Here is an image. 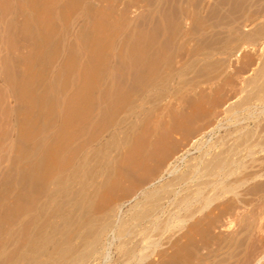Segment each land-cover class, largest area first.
I'll return each mask as SVG.
<instances>
[{
	"label": "rangeland",
	"instance_id": "obj_1",
	"mask_svg": "<svg viewBox=\"0 0 264 264\" xmlns=\"http://www.w3.org/2000/svg\"><path fill=\"white\" fill-rule=\"evenodd\" d=\"M218 1L219 0H0V10L2 9L0 11V49L2 51H0V126L2 131L8 130L11 127L14 129V164L16 176L19 178L18 182H23L24 176L29 174L30 158L37 157L41 163L42 169L46 166L47 160L48 162L50 161L51 158L49 159V156L51 154L52 158L55 159L56 165L66 167L73 163V160L77 158L79 153L81 156H84L91 152L94 157L93 164L96 163L97 168L105 165L108 170L107 173L98 178V181H101V185L97 184L91 195V213L100 215L102 212L105 213L111 208L117 210V207L124 203L118 217H114L118 223L119 217L129 219L136 209V203L138 204V202L142 200L141 196L138 199H134V194L136 195L147 183L160 175L170 160H173L174 157L181 154L185 146L190 143V140L200 134L202 122L204 121L202 119V113L207 111V109L220 113L213 124H218L220 122L222 125L220 129L213 131L211 129L216 127V124H212L209 128L202 129L204 131L209 130L208 133L210 132V134H207V140L210 139L211 142L222 140L228 128L233 129L240 124L245 125L248 122L253 126L252 124L258 120L264 122V114H262L261 117V110H259L261 106L263 107V102L260 101H253L251 105L249 104L250 109L255 110H253L254 115H252V117L250 116L251 114H247L248 111H243L244 113L241 112V115L236 119H239V121L235 122V118H231V123L230 119L226 120L223 114L226 106L223 100L225 89H231L233 91L229 94L230 96L226 102L233 100L228 102L233 104L236 101L244 99L248 92L247 90L250 89L248 85H245L244 81L252 77L254 70L259 65L257 61L254 63L255 65L247 64L249 61L248 59L253 58L259 60L262 52L259 51L261 44L253 48L251 46H246L247 48L243 50L240 56L235 55V53L232 54L231 51L226 52L225 49L220 50L223 49L222 45L225 43L224 40L222 41L220 38H222L224 32H227V27L225 26L226 28L223 29V25L220 27V25L217 24L218 18L215 14H217L218 10L220 11L219 14H229V11H227V2L229 0L219 1L220 5H218L217 10ZM222 1L226 3L225 8H223L221 4ZM213 6L216 8H213ZM252 10L253 9L250 8V13H252ZM263 20L264 17L254 21H238L235 26H237L236 29L239 30V33H246L256 28L255 26L261 25ZM213 27H215L214 30ZM226 35L227 33L224 38ZM218 48L219 50H217ZM209 49H212V52ZM259 52H261V54ZM226 55H228V57L232 56L228 58ZM148 58L149 61H147ZM135 61L138 66H136ZM250 66L251 68L254 67V69H250ZM205 67L209 69H205ZM183 68L187 70H183ZM242 68H244L243 70L245 71L241 70ZM143 70L146 72L144 73ZM177 71L182 72L177 74ZM129 72L130 74L133 72V75H130ZM194 73L198 74V76ZM5 75H8V81ZM169 75L170 78L173 77L174 79L170 83V92L166 89L159 90L157 86L153 85L151 82ZM230 77H232V79ZM125 78L128 79L126 80ZM14 79L15 81L13 83L12 80ZM10 80L13 86L9 83ZM231 80L235 82L233 81L231 84ZM100 81H102L104 85H102ZM241 81L243 85L239 86ZM139 82H141V84ZM119 83L122 84L120 85ZM229 83L230 85L228 88L227 84ZM107 86L113 91H108L110 89ZM135 86H138L136 88L138 91L135 89ZM143 86L145 90L149 89L145 91ZM104 88H106V90ZM116 89L123 90L120 93L117 92ZM103 92L109 94L116 92L115 94L117 97H115V94H113L114 96L111 95L108 97V94L106 95V93ZM129 93L133 94L131 95ZM167 93L170 98L166 95ZM158 94H163V97L158 99ZM144 95L151 99V102L144 105L142 113L139 114V116L132 117V120H126L127 122L125 121V124H120V122L124 120V117H126L127 109L131 106L130 104L133 100L138 96L144 97ZM171 96L174 97L172 98ZM177 96H179V98ZM84 97L86 100H84ZM123 97H126L127 100L126 98L123 99ZM109 98H111V100L113 98V103ZM177 99L178 101H175ZM126 101H128V103ZM79 102H82L83 105ZM94 103H96L94 106L95 108L92 106ZM78 105H82L80 107L83 109ZM86 107H91V111ZM114 107L116 108L113 109ZM121 108L123 110H121ZM74 109L77 111L75 112ZM93 109L97 111H95L97 117L95 116L96 114L93 113ZM116 109L118 111H116ZM86 110L87 115L85 113ZM161 111L164 113H161ZM114 112L117 114H112ZM111 114L113 116H111ZM258 114L259 118H257ZM242 115L246 117L249 116V120L248 118L244 119L245 116ZM82 116H86L88 119ZM92 116L97 118L93 120L94 122H91ZM99 116L100 118H98ZM120 119L121 121H119ZM159 119L160 121H158ZM251 119L252 121H250ZM83 121L85 122L83 123ZM233 123L236 126L233 125ZM143 124L146 126H143ZM177 124L180 128L171 129V127H175ZM180 125H182V127ZM191 125L195 128L194 131L190 133L185 132V128ZM80 126L82 129H80ZM85 126L86 128H83ZM88 127H90V129ZM2 133L4 132L0 131V140L3 141L1 137ZM161 135H167L168 138L170 137V140L176 142V146L159 168L157 175L144 178L145 176L142 174L144 169L141 168V164L145 160L149 162L150 153L154 151L152 147H155L156 139ZM113 137L117 140V145H115L117 148L112 151L111 149L108 150V147H110L112 141H116ZM79 141H81V147L78 145L80 143ZM89 141L92 143H88ZM82 143H85V145ZM88 146L91 147L89 148ZM139 151L141 155L138 154ZM199 154V152H196L192 155H188L186 164L195 162L194 158H197ZM104 155L105 157L103 158ZM172 155L174 157H172ZM263 157L264 152L255 155L256 159H263ZM184 164L183 166L179 165V171H184L186 169V164ZM19 172L20 174H18ZM165 178L164 181L162 179L163 182L169 179L168 176ZM162 181L158 184L163 183ZM189 183H192L191 180ZM188 188H190V186L177 185L175 191H179L178 194L181 195L182 190H188ZM39 189L42 190V188ZM34 196H32V198H34ZM109 197L111 198L109 199ZM172 198L173 197H171V200L170 198H166L162 201L164 212H166L161 215V219L167 216V211H173ZM231 198V195L221 196L220 199H217L211 205L212 208L206 209L203 214L208 212L210 217H212L213 214H210L211 211L216 209L213 213L218 212L217 208H215L216 205ZM248 198L249 196H247V199ZM67 201H69V199ZM64 203H66V201ZM106 204L108 205L106 206ZM97 208L100 212L96 210ZM107 208L108 210L106 211ZM103 209H105V211ZM26 220H28V217L22 221L15 235L17 237H15L17 241L16 247L18 249L20 246L21 248L23 247L27 239L28 222ZM189 224L190 222H188L186 226L189 227ZM133 225L136 227H133ZM139 227V224H131L130 229L133 231L135 230L132 235L137 233L136 231ZM228 229L219 224L213 229V232L215 231L214 233L217 236L225 237L231 232V230ZM177 231V228H174L173 231L166 234V239L161 240L164 242V245L160 243V246H154L153 241L157 236H153L151 239L141 244V246L145 247L148 245L147 249L138 252V257L142 255L144 258L141 263L159 264L160 261L165 259L169 264H199L200 262L202 264V255L207 253V248L202 247L204 249L201 248L196 254L193 252V248L181 245L182 242L186 241V238L179 236V232ZM74 235L75 231L71 236ZM109 236L110 240L114 242L109 240ZM131 236L123 237L122 239H113V234L109 231V233L102 237L105 242L101 239L100 245L97 246V254H93L85 264H137L135 263L137 258H134V261H131L132 263L124 262L123 252H121L123 251L121 245L127 242ZM140 237L141 235L139 234L135 238L133 237L131 241L137 242L141 239ZM197 237L199 238V236ZM74 241L80 244L79 239H75ZM145 243H147V245ZM177 243L179 245L176 246ZM250 244L251 243L248 245L249 247ZM251 249L249 252L243 253L242 259H240L242 263L248 259L249 254H251ZM261 250L257 252V258H261L264 253V246ZM162 251H164V254H161ZM174 251L176 255H174ZM145 254L148 257H146ZM197 255L202 257L198 259ZM257 258L254 260L255 262L258 260ZM171 260H175V263ZM176 260L178 261L176 262ZM262 261L261 264H264V258Z\"/></svg>",
	"mask_w": 264,
	"mask_h": 264
},
{
	"label": "bare ground",
	"instance_id": "obj_2",
	"mask_svg": "<svg viewBox=\"0 0 264 264\" xmlns=\"http://www.w3.org/2000/svg\"><path fill=\"white\" fill-rule=\"evenodd\" d=\"M219 1H221V0H219ZM219 1L217 2V10H218V5H220ZM222 2H221V4H222L223 8H225L226 3H224V2L222 3ZM227 4H228V10L227 11H229V14H219V12H220L219 10L218 11L216 10L217 14H215L218 18L217 24L220 25V27L223 25V29L227 27V32H224V34L222 35V38H220V39H222V41L224 40V42H225L222 45L223 49H220V50L225 49L226 52L231 51L232 54L235 53V55L240 56L242 54L243 50H245V48H247L246 46H251L253 48V47L261 44L259 51L262 52V54H261V52H259L261 54L259 60L258 59L255 60L253 58L248 59L249 61L247 62V64L249 63L250 65H253L257 61L258 62L257 64H259V65L258 66L256 65L257 68L254 70L252 77H250L249 79L246 78L247 80L244 81L245 85H248L250 87V89L247 90L248 92L246 94V97H244V99H242L240 101L234 102L233 104L228 103L229 101L230 102L233 101V100H229L228 102H226L230 96L229 94L233 91L231 89H229V90L225 89L223 100H224V103L226 106L224 108L223 114L226 117V120L230 119V122H231V118L232 119L235 118V122H236V121H239V119L238 120H236V119L241 115V112L244 113L243 111H248L247 114L248 113H249L248 115L251 114L250 115L251 117H252V115H254L253 113L255 110L250 109V107H249L251 105V102H253V101L263 102V107L262 106H261V108L258 106H256V107L260 108L259 110H261V112H260L261 117H262V114H264V110H263L264 109V20H263L261 25H259V26L257 25L258 27L255 26L256 28H254L250 32H246V33L245 32L239 33L238 32L239 30L236 29L237 26H235L238 21H254V20H257L258 18L264 17V0H229L227 2ZM214 6H213V8H216ZM9 7H11V6H9ZM250 8L253 9L252 13H250ZM223 12H225V11H223ZM225 13H228V12H225ZM214 28L215 27H213V30H214ZM12 33H13V31H12ZM226 33H227V35L224 38ZM220 34H221V32H220ZM3 36H4V34H3ZM206 49H208V48H206ZM214 49H216V48H214ZM217 50H219V48ZM0 51H1V49H0ZM226 56L228 57V55H226ZM231 56H229V57H231ZM144 59H145V57H144ZM206 59H207V57H206ZM136 61H135V64H136V66H138ZM147 61H149V58ZM153 61H152V64H153ZM138 62H139V60H138ZM192 62H193V60H192ZM188 63H190V62H188ZM188 63H187V65H188ZM179 64H180V62H179ZM223 64H224V62H223ZM145 65H146V63H145ZM150 65H151V63H150ZM209 65H210V63H209ZM210 66H208V67H210ZM146 67H147V65H146ZM208 67H205V69H209ZM185 68H183V70ZM252 68L254 69V67H252ZM252 68L250 66V69H252ZM243 69L244 68H242L241 70H243ZM185 70H187V69H185ZM243 71H245V70H243ZM140 72L142 73L141 70H140ZM145 72L146 71H144V73ZM179 72L180 71H177V74ZM185 72H187V71H185ZM9 73H10V71H9ZM220 73H221V71H220ZM129 74H130V72H129ZM194 74H196V73H194ZM196 76H198V74H196ZM10 77H13V76H10ZM174 77H176V76H174ZM183 77H184V75H183ZM183 77H182V79H183ZM7 78H8V75L6 76V80H7ZM120 78H121V76H120ZM222 78H224V77H222ZM230 78L232 79V77H230ZM154 79H156V78H154ZM238 79H239V77H238ZM8 80H9V78H8ZM121 80H122V78H121ZM138 80H139V78H138ZM173 80H174L173 77L170 78V75H169L167 77H164L161 79H156L155 81H151V82L153 85L157 86V88L159 90L166 89L167 91H169L170 83ZM7 81H6V83H7ZM12 81L14 83L15 79ZM117 81H118V79H117ZM233 81L231 82V84L233 83ZM100 82H102V81H100ZM194 82H196V81H194ZM9 83H11V80ZM139 83L141 84V82H139ZM220 84H222V83H220ZM102 85H104L103 82H102ZM113 85H112V87H113ZM191 85H193V84H191ZM227 85L229 88L230 83ZM240 85L241 86L243 85L242 81L239 84V86ZM12 86H13V84H12ZM86 87H87V83H86ZM130 87H127V88H130ZM137 87L138 86H135V89ZM249 87H247V88H249ZM116 88H118V87H116ZM150 88H152V87H150ZM104 89L106 90V88H104ZM109 89L110 90H108V91H113L111 88H109ZM123 89H118V90L116 89V90H117V92L121 93V91ZM148 89H146V90H148ZM139 90H140V88H139ZM141 90H143V89H141ZM144 90H145V87H144ZM244 91H245V89H244ZM107 92H103V93H106V95L108 94V97H110L111 95L116 93V92H114L113 94L112 93L109 94ZM90 93H91V91H90ZM129 94H131V93H129ZM88 95H89V92H88ZM126 95H127V93H126ZM166 95L169 96L168 93ZM243 95H245V94H243ZM115 97H117L116 94H115ZM115 97H113V98H115ZM162 97H163V94H160L157 98L161 99ZM164 97H165V95H164ZM177 97L179 98V96H177ZM233 97H235V96H233ZM96 98H97V94H96ZM105 98H107V97H105ZM113 98H112V100H111V98H109L111 100V102L113 101ZM125 98L123 97V99H125ZM169 98H170V96H169ZM79 99H81V98H79ZM90 99H92V98H90ZM84 100H86L85 97H84ZM126 100H127V98H126ZM82 101H83V99H82ZM175 101H178V99ZM90 102H92V101H90ZM126 102L128 103V101H126ZM149 102H151V99H149L147 96H145V95H144V97L138 96L130 104L131 106L128 107V109H127L128 111L126 112L127 115H126V117H124V120H122V121H121V119L119 120V121H121L120 124H125L124 122L126 120H130L132 117L139 116V114H141L143 111L144 105L146 103H149ZM79 103H82V102H79ZM115 103H114V105H115ZM176 103H178V102H176ZM95 104L96 103L92 104L93 108H95L94 107ZM254 104H256V103H254ZM82 105H83V103H82ZM82 105H80V106H82ZM157 105H158V103H157ZM223 106H224V104H223ZM116 107H118V106H116ZM116 107H114L113 109H115ZM76 108H77V104H76ZM86 108H89V107H86ZM81 109H83V108H81ZM104 110H105V108H104ZM121 110H123V109L121 108ZM162 110H164V109H162ZM208 110L209 109H207V111ZM76 111L77 110H75V112ZM89 111H91V109ZM92 111H93V113H95L96 110L94 111V109H93ZM116 111H118V110L116 109ZM156 111H157V109H156ZM207 111H205V112H207ZM2 112H4V111H2ZM83 112H85V111H83ZM162 112L163 111H161V113ZM192 112H194V111H192ZM205 112L202 113V119L204 121L202 122L201 130L204 128H209L213 124V122L215 121L216 117H219L218 115L220 114L217 111L214 112L212 110L211 111L209 110L207 113H205ZM85 113L87 115V110ZM112 114H117V113L114 112ZM112 114H111V116H113ZM90 115H92V114H90ZM245 115H242V116H245ZM255 115H257V114H255ZM95 116L97 117V114ZM119 116H120V113H119ZM84 117H85V119L87 118L86 116H84ZM95 118L92 116L91 122L93 120H95ZM98 118H100V116ZM246 118H248V120H249V116L244 117V119H246ZM257 118H259V114H258ZM78 119H80V118H78ZM134 119H133V121H134ZM156 119H157V117H156ZM167 120H168V118H167ZM117 121H116V123H117ZM158 121H160V119ZM193 121H195V120H193ZM250 121H252V119ZM255 121H256V118H255ZM84 122L85 121H83V123ZM166 124H164V125H166ZM215 124L216 123H214L213 125H215ZM89 125H90V123H89ZM233 125H235V124L233 123ZM240 125H238V126L235 125L236 127L233 129H231V128L226 129V134L222 137V140H218L215 142H211L210 139L207 140V138H208L207 134H210V132L208 133L209 130L208 131L202 130V132H201V130L199 129L200 134L199 135L197 134L198 136H196L194 139H191L192 136L190 137V139H191L190 143H188V145L185 146L184 151L181 152V154H179V155L177 154L178 153L177 152L176 154L178 156H176V157H174L172 155V157H174V159L173 160L171 159L172 161L170 160V162L167 164V166L165 165L166 167L163 170V172L162 173L160 172L161 173L160 175H158L151 182L147 183L144 187L142 186L143 188L140 189V191L138 193L136 192L137 193L136 195L134 194V197H133L134 199H138L141 196L142 200L139 201L138 204L136 203V205H135L136 209L133 211L131 216L128 215V216H130L129 219L119 217L118 223L116 222L114 217H116V216L118 217L119 213L121 212V208L124 206L123 205L124 203L122 205H119L117 207V210L115 208H111L108 210V208H107L106 211L107 210L108 211L105 213L102 212V214H100V215H97V214L94 215L93 213H91V209H90V204H91L90 202H92L91 201V195L93 194V190H94L95 186H97V184L101 185V183H100L101 181H98V178L100 176L104 175L105 173H107L108 170H107V166H105V165H104L105 167L100 165L101 167L97 168L96 163L93 164L94 157L90 151H89L90 153H87L84 156H81L80 153L78 152L80 156L77 155V158L73 160V163H71V164L69 163L70 165H68L66 167L65 166L61 167V166L56 165L55 159L52 158L51 154L49 156V159L51 158L50 161L48 162V160H47L46 166H44L42 169H41L42 166L40 165L41 163L39 162L37 157L32 158V159L30 158V162H29L30 166L28 169L29 174L24 176L23 182H18L19 178H17L18 176H16L15 164H14V150H15V148H14V138H15L14 137V135H15L14 129H13V127H11L8 130L2 131L1 126H0V131L4 132V133H2V136H1L3 141L0 140V264H85L86 261L93 254H95L97 252V248H98L97 246L100 245L101 241L103 240L102 237L104 235H106L107 233H109V231H111L113 234V239H122L123 237L124 238L129 237L135 231V230L133 231L130 229L131 224H139L140 227L138 229L136 228L137 233L133 234L127 242H124V244L121 243L122 244L121 248H123V251H121V252H123L124 262L126 261V262L130 263L134 258H137L135 263H137V264L141 263V261L144 258L142 257V255L138 257V255H139L138 252H142L143 250L147 249L148 248L147 243L149 241L147 243H145L147 245V247L141 246V244H143L145 241L151 239V237L157 236V238L153 241L154 246H160V243H161V245H164V242H162L161 240L166 239L165 238L166 234L170 231H173L174 228H177V230H178L177 232H179L178 233L179 236L186 238L185 239L186 241L181 243L182 246H187V247L189 246L190 248H193L192 250L196 254H197V252L200 251V249L202 247L207 248V253L202 255L203 256L202 264H261V261L264 258V253L262 254V252H261L262 256H261V258L259 257L260 258L259 259V258H257L258 257L257 252H259V250L263 249V246H264V157H263V159L262 158L256 159L255 155L257 153L262 154L264 152V122L263 121L261 122V120H258L257 122L252 124L253 126H251V124H249V122L245 125L244 124L241 126ZM71 126H72V124H71ZM77 126H78V124H77ZM143 126H146V125L143 124ZM180 126L182 127V125H180ZM221 127H222V125L219 122L218 124H216V127H213L211 130L212 131L217 130V129H220ZM83 128H86V126ZM88 128L90 129V127H88ZM172 128L178 129L180 127L177 124V126L171 127V129ZM77 129H78V127H77ZM80 129H82V127ZM194 129L195 128L193 127V125H191V126H188L187 128H185V132L190 133L191 131H194ZM154 132H155V130H154ZM92 133H93V130H92ZM155 134H157V133H155ZM176 134H178V133H176ZM134 136H136V135H134ZM165 136L167 137V135H161L158 139L155 138L156 139V145H155V147H152L154 149V151H152V153H150V158L148 159L149 162H147L146 160L144 162H142L141 168L144 169L143 173H142L145 176L144 178H150V177L156 176L159 168L162 166V164L164 163L166 158L173 152V150L176 146V144H175L176 142L170 140L171 139L170 137L166 138ZM109 137H110V135H109ZM114 137H115V135H114ZM77 138H78V135H77ZM114 139L116 140V138H114ZM124 140H127V139H124ZM79 142L80 143L78 145L80 146L81 141H79ZM95 142H96V139H95ZM116 142H117V140L112 141L110 147H108V150L111 149L113 151L115 148H117L115 146V145H117ZM88 143H90V141ZM82 144L85 145V143H82ZM82 147H84V146H82ZM91 151H92V149H91ZM96 151H98V150H96ZM105 151H104V153H105ZM196 152H199L200 154L197 156V158H194L195 162L188 161L190 163L186 164L187 156L192 155ZM179 153H180V151H179ZM138 154H140V151ZM96 157H97V155H96ZM104 157H105V155L103 156V158ZM109 157H111V156H109ZM46 159H48V158H46ZM180 163L186 164V165L184 164L186 166V169L184 171H179V168H178L179 165L183 166V164H180ZM181 170H182V168H181ZM20 171H23V170H20ZM25 172H26V170H25ZM18 174H20V172ZM167 176L169 177V179L166 180L165 182H163L164 178ZM108 177H110V176H108ZM162 179H163V181H162ZM165 179H167V178H165ZM103 180H105V179H103ZM135 180H137V179H135ZM190 180L192 183H189ZM160 181H162L163 183L158 184ZM252 181H254V182H252ZM177 185L178 186L179 185H181V186L186 185V186H190V188H188V190L187 189L182 190V194L179 195L178 194L179 191H175V187ZM39 188H42V190H40ZM177 190H178V188H177ZM119 191H120V189H119ZM241 193H242V195H241ZM114 194H115V192H114ZM225 195L226 196L231 195L232 198L223 202V203H219L218 205H216L215 208H217L218 212L213 213V211H216V209L214 208L215 210L211 211V213H210V214H213L212 217H210L208 212H207L208 215H207V213H205L206 215L203 214V212L206 209L208 210V209L212 208L211 205L217 199H220L221 196L224 197ZM32 196H34V198H32ZM247 196H249V198H248L249 200L247 199ZM171 197H173L172 198V200H173L172 201L173 211L172 210L167 211L168 212L167 216L164 219H161V215H163V213L166 212V211L164 212V206L162 204V201L166 198H168V199L170 198V200H171ZM110 198L111 197H109V199ZM68 199H69V201H67ZM65 201H66V203H64ZM93 201H95V200H93ZM63 204H64V206H63ZM108 204H106V206ZM96 210H98V208ZM103 210L105 211V209H103ZM98 212H100V211L98 210ZM26 217H28V220H26L28 222V235H27L26 241L23 244V247L21 248V246H20V248L18 249L16 247L17 241L15 239V237H16L15 235H16L22 221L24 219H26ZM188 222H190L189 227L186 226L188 224ZM219 224L222 227L224 226L227 229L229 228L231 230V232L225 237L217 236L214 233L215 231L213 232V229L215 227H217ZM134 226L135 225H133V227ZM74 231H75V235L71 236V235H73ZM21 234H23V233H21ZM139 234L141 235V237H140L141 239L138 238L139 240L137 242L131 241V239L133 237L135 238ZM197 236H199V238ZM167 238H169V237H167ZM75 239H77V240L79 239L80 244H79V242L75 243V241H74ZM105 239H106V237H105ZM169 239H171V238H169ZM109 240H110V236H109ZM103 241L105 242V240H103ZM174 242H175V240H174ZM178 243H180V242H178ZM178 243L176 244V246L179 245ZM249 243H251L250 247L248 246ZM200 244H202V245H200ZM20 245H22V244H20ZM171 246H172V244H171ZM106 247H108V246H106ZM251 247H252V249H251ZM202 249H204V248H202ZM250 249H251V254H249L248 259L242 263L240 261V259H242L243 253L249 252ZM17 251H19V252H17ZM98 253H99V251H98ZM172 253H173V251H172ZM161 254H164V251H162ZM174 255H176V252ZM172 256H173V254H172ZM146 257H148V256L146 255ZM197 257H198V259L201 258L199 255H197ZM107 258H109V257H107ZM175 258H176V256H175ZM256 258L258 260L255 262L254 260ZM174 261H172V262H174ZM177 261L178 260H176V262ZM159 264H169V263H167V260L164 259V260L160 261ZM199 264H201V262Z\"/></svg>",
	"mask_w": 264,
	"mask_h": 264
}]
</instances>
